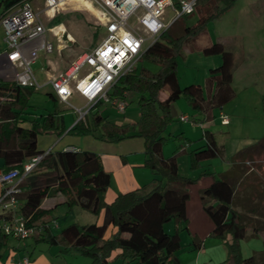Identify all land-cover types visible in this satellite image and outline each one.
<instances>
[{
    "label": "trees",
    "instance_id": "1",
    "mask_svg": "<svg viewBox=\"0 0 264 264\" xmlns=\"http://www.w3.org/2000/svg\"><path fill=\"white\" fill-rule=\"evenodd\" d=\"M19 1L0 0V15ZM213 1L206 12L197 15L192 25L187 26L184 22L190 14L179 15L144 49L139 60L147 58L158 63L156 73L144 69L136 73L135 67L132 73L118 77L112 85L111 96L125 101L126 91L138 95V118L132 133L124 125L108 121L106 116L93 110L101 102L90 106L87 114L65 131L69 135L93 136V132L99 130V135L93 137L109 142L130 137L141 138L144 155L142 165L151 174L148 184L117 193L106 203L103 194L109 185L110 176L103 171L95 152L48 150L21 183L19 211L28 217V224L41 227V231L34 233L31 238L35 241L45 239L48 244L61 243L64 248L77 250L90 258L89 264H110L118 260L120 264H180L175 252L180 247L179 233L186 227V185L192 179L178 173L176 156L182 152L183 146L189 145V140L181 133L177 134L176 138L181 142L178 150L163 157L161 149L165 136L162 132L170 120L168 105L177 95L184 96L190 108L203 116L202 120H209L213 108H220L235 95L229 82L235 67L231 53L219 43L196 44L199 39L203 42L207 22L221 16L235 2ZM182 47L200 49L205 55H220L221 63L209 69L203 87L193 83L179 87L174 57ZM32 91L13 81L0 79L1 170L17 168L22 171L21 162L43 153L45 150L37 147L39 134L59 137L64 133L54 112L42 116L40 123L33 119L28 120L29 125H24L27 121V101ZM161 92L164 97L159 99ZM47 95L56 102L52 93L48 92ZM201 138L202 144L188 152L191 169H198L201 160L214 157L219 152L211 132L203 129ZM261 149L263 152L264 146ZM253 151L258 153L256 149ZM257 161L237 154L226 172L219 178L212 177L208 186L199 191L201 208L212 223L209 237L219 240L224 246V264H258L256 257H242L240 254L239 240L245 236L248 222L235 209L237 186L243 183V173L250 168L249 162ZM248 186L247 191H250ZM83 191H89L92 195L87 210L96 215L102 211L101 220L88 224L70 223L56 235H49L46 228L49 220H40L48 212L39 208L43 198L59 192L65 197V202L72 205ZM84 202L81 201V204ZM170 220L173 223L171 231L165 232L163 226ZM262 222L264 220L260 223L264 225ZM107 228L109 231L105 233ZM250 233L252 236L260 235L259 228L250 226ZM8 238L0 233V248ZM261 254H264V237ZM259 264H264V258Z\"/></svg>",
    "mask_w": 264,
    "mask_h": 264
},
{
    "label": "rangeland",
    "instance_id": "2",
    "mask_svg": "<svg viewBox=\"0 0 264 264\" xmlns=\"http://www.w3.org/2000/svg\"><path fill=\"white\" fill-rule=\"evenodd\" d=\"M28 1L30 6L38 12L40 21L45 27L44 40L50 42L52 45L50 53L38 50L36 57L29 65L38 83H44L49 76L57 74V71L61 68H66L76 55L81 52L90 51L97 45L104 35V27L99 25L97 12L93 13L95 8L90 0H61L62 4H58L52 9L45 6L44 0ZM254 1L235 0L233 6L219 16L216 19L217 22L214 21L216 23L209 22L208 24V31L212 32V34L209 32L211 42L215 41V35L212 31L214 24L225 33L222 43L223 49L231 53L234 66L242 64L243 61L248 64L252 75L249 78V83H234L233 90L235 95L233 98L225 102L220 109L218 107L213 108V117L210 122L202 121L200 127L196 124L191 125L190 123L178 120L180 114L187 115L189 119H192L195 115L199 117L200 113L195 114V111L187 104L184 96L177 95L168 105L170 120L162 132L165 140L162 145L161 154L163 157H166L178 150L181 142L176 138L177 134L181 133L184 138L189 140V145L185 148V151L178 153L176 156L178 173L181 176L192 179L186 185L188 192L187 202L189 204H193L194 202V193L198 194V186L200 185L198 182L203 176V169L206 170L205 177L211 180L212 177L219 178L221 174L226 172L231 164L230 162L237 154L252 158L254 161L258 160L256 163L249 162L250 171L248 174H245L242 182L249 183L250 191H247V198L241 199L240 197H243L241 195L236 197L238 202H240L237 203L236 201L235 207L244 216L246 222H248L247 231H250V226L252 225L259 228L260 236L245 235L239 240L241 256H254L257 258V263L259 264L261 263V259L264 258V254H261L264 225L260 224L264 220V151L262 152L261 149L264 146L262 142V137L264 136V110L262 109V95L258 90L264 84V75H262L264 74V0ZM172 2H175V0H172ZM206 9V5L200 3V0H198L194 11L185 17V24L187 26L192 25L197 15L206 12ZM1 10L2 5H0ZM49 10L52 11L49 12ZM163 14V22L166 24L174 16V12L169 6L164 9ZM129 22L133 23V18ZM247 22H250L252 25V29L250 30L252 32L247 37L251 40L250 44L243 43L245 39L237 31L239 28L246 26ZM201 41L199 39L196 44H203ZM148 43L149 41L145 45ZM242 47L244 49L250 47L252 50L246 53ZM4 49L3 32L0 28V53ZM174 60L179 87L192 83L203 87L204 78L207 76L209 69H214L221 63L219 54L205 55L200 49L189 50L187 47H182L175 55ZM135 67L136 73L141 69L147 70L150 73H156L159 69L158 63L147 58L137 61ZM87 68L86 65L83 66L82 71H86ZM5 80L11 81L10 79ZM48 92L51 93V89L47 85L31 92L27 101V113L25 114L27 121L24 122V125H29L28 120L33 119H36L40 123L42 116L54 112L57 121L60 123V120H62L64 127L67 129L76 120L77 115H74L71 109L65 108L64 104L54 102L47 95ZM163 97L164 93H159V99ZM137 98L138 95L136 93L126 91V105L123 112H117L108 103L99 104L93 110H97L103 116H106L108 121L124 125L128 132L132 133L135 129L134 123L138 118ZM67 101L74 107L84 109V101L75 93ZM218 111L227 117V124L220 125L218 123ZM89 117L90 114L88 113ZM204 128L213 133L219 152L214 157L201 160L200 165L202 168L200 170L191 169L188 152L192 148L202 144L203 139L201 135ZM97 135H99V130L93 132V136ZM93 136L91 135L92 138ZM65 139H70L69 135ZM80 139L83 142V138ZM53 144V138L44 135L39 136L37 141L39 148H45ZM80 148H82V145ZM254 149L258 153L254 152ZM136 157L137 155H135ZM148 182L143 185H147ZM56 197L58 200L61 199V196ZM47 217L49 221L54 220L57 223V227H53V235H56L62 227L70 223L88 224L98 222L96 214H92L76 204L68 205L65 200L56 202L54 207L48 209ZM262 223L264 224V222ZM172 224V220L166 222L163 230L170 232ZM108 231L109 229L107 228L105 233H108ZM179 234H181L179 235L180 247L175 252V255H181L179 258V263L181 264V262H185L189 257V251L183 237V235H186V230L181 229ZM220 245H222L221 242ZM27 253H30V264H89L90 262L89 257L77 250L64 248L61 243L53 245L48 244L45 239L34 241L31 237L26 239L9 237L6 240V244L0 248V264H11L12 258L14 260ZM223 261L216 263L212 259L209 263L224 264ZM115 264H120V261H116ZM124 264L130 263L125 262Z\"/></svg>",
    "mask_w": 264,
    "mask_h": 264
},
{
    "label": "built area",
    "instance_id": "3",
    "mask_svg": "<svg viewBox=\"0 0 264 264\" xmlns=\"http://www.w3.org/2000/svg\"><path fill=\"white\" fill-rule=\"evenodd\" d=\"M60 0H44L48 8ZM97 12L99 25L104 35L90 51L81 52L70 61L60 73L51 75L44 83H38L30 63L38 50L52 51L50 42L44 40L45 27L37 11L28 0H21L2 15L0 28L3 32L5 49L0 53L4 59L3 77L16 85L33 90L49 86L55 99L71 109L77 119L87 114L94 103L101 102L123 112L125 101L109 95L118 77L133 72L144 49L179 15L191 14L196 0H90ZM171 7L174 16L169 23L163 22L166 7ZM133 18V23L129 20ZM149 41L147 45L145 43ZM86 71H82L83 66ZM77 94L84 101V109L72 106L67 100ZM203 117V116H202ZM75 120V121H76ZM178 120L200 126L201 121L179 115ZM221 125L227 124V117L219 113ZM74 121V122H75ZM67 150L75 151L74 147ZM46 153H39L21 162L22 171L17 168L0 169V233L15 239H26L40 232L41 227L28 224V217L19 211L21 183ZM22 257L13 264H26Z\"/></svg>",
    "mask_w": 264,
    "mask_h": 264
},
{
    "label": "crops",
    "instance_id": "4",
    "mask_svg": "<svg viewBox=\"0 0 264 264\" xmlns=\"http://www.w3.org/2000/svg\"><path fill=\"white\" fill-rule=\"evenodd\" d=\"M256 1V0H255ZM254 1V2H255ZM200 3L206 5L207 9L210 8V6L213 5L214 1L213 0H201ZM215 4H217L215 2ZM52 10H49L51 12ZM93 13H96V11L93 10ZM218 18V17H217ZM217 18H214L210 21L207 22L206 24V34L204 36L203 40V45H210L212 43H219L222 45L224 35L225 33L221 31L217 27L216 24L213 25L212 31L215 35V41L211 42L209 32L212 34L211 31H208V24L209 22H214L216 21ZM217 22V21H216ZM214 22V23H216ZM248 23V22H247ZM213 24V23H212ZM245 29H247L245 31ZM252 29V25L249 22L246 26H243V28H239L237 31H239L245 40H243V43L245 44H250L251 40L248 39L247 37L249 36V33L252 32L250 31ZM242 30V31H240ZM238 33V32H237ZM245 36V37H244ZM223 47V45H222ZM246 53L250 52L252 48L250 47H245L247 49H244ZM2 53V52H1ZM208 55H214V54H208ZM216 58V57H215ZM3 64H4V59L0 57V79L5 80L3 77ZM53 66V65H52ZM217 67V66H216ZM54 68V66H53ZM65 68H61L59 71H57V74L62 72ZM251 69L248 66L247 63L243 61L242 64L233 67L231 71V79H230V85L233 89V85L236 82H240L241 84H246L249 83V78L252 76L250 73ZM56 75V74H54ZM264 75V74H262ZM240 85V84H239ZM259 92L262 95V98L264 97V84L258 88ZM56 102H58L56 100ZM60 103V102H59ZM63 104V103H62ZM66 108V107H65ZM220 109V108H219ZM195 111V110H194ZM73 112V111H72ZM211 111V115H212ZM199 114V112L195 111V114ZM221 113L220 111L217 112V116ZM74 115H76L73 112ZM183 115V114H180ZM213 116L209 120H200L202 119V115L198 117L195 115L193 118H195L198 121H207L210 122ZM59 123V122H58ZM74 123V122H73ZM70 124L69 127L72 126ZM202 123V122H201ZM219 123V120H218ZM228 123V122H227ZM220 124V123H219ZM59 125L64 128V133L56 137L54 134H39L37 136V141L39 136L44 135V136H49L53 138L54 144L51 146H47L45 148H39L45 151H52V150H58V149H66L67 147H74L78 150H90L92 152H95L100 159L101 166L103 168V171L109 173L110 180H109V185L107 189L105 190L103 194V201L108 203L112 200V198L120 192H125L129 191L132 189H135L144 183H147L149 179H151V174L147 171L146 168L143 167V143L142 139L139 137H130V138H125L122 140H119L117 142H109V141H104L100 139H95L94 137L92 138L91 135H69L65 134V131L69 128L66 129L64 127V124L62 120H60ZM221 125V124H220ZM200 127V126H199ZM206 129V128H204ZM69 135L70 139H65L66 136ZM213 135V133H212ZM83 138V142L82 139ZM214 138V135H213ZM76 140V141H75ZM215 140V138H214ZM84 143V144H83ZM82 145V148H80ZM188 146V145H187ZM187 146H183L182 152L185 151V148ZM135 155L137 157L135 158ZM162 155V154H161ZM1 164V161H0ZM230 167V166H229ZM228 167V169H229ZM202 166L197 170H200ZM178 169V168H177ZM203 176L201 177L200 181L198 182L200 185L198 186V194L194 193V202L193 204H189L186 200L185 202V214H186V235L184 237L185 239V245L188 247L189 251V257L185 262H181V264H210L209 261H216V263H220L223 261V257L225 256V249L223 245H220V242L215 239L209 237V233L212 228V223L210 219L207 217V215L203 212L201 208V204L199 201V191L204 189L208 184L211 182V180L208 177H205L206 170L203 169ZM250 171V168L246 170L243 174H247ZM139 176H138V174ZM249 183H242L241 185L237 186V189L235 191V197L238 195H241L243 197L240 198H247V188ZM240 193V194H239ZM56 196H61V199H57ZM198 197V198H197ZM92 198V195L89 191H83V194L81 193L79 196H77L75 203L76 205L80 206L83 209L87 210V206L89 205V200ZM61 200H65V197L59 193V192H53L49 196L43 198L41 201L39 208L43 211H46L52 207L55 206L56 202H59ZM81 201L84 202L81 204ZM237 203L238 200L236 199ZM237 210V208L235 207ZM238 211V210H237ZM239 212V211H238ZM98 221L101 220L102 217V211H100L98 214ZM256 218V217H253ZM49 218L47 217V214H43L41 216L40 220H48ZM53 227H57V223L53 220L47 222L46 228L48 229V234L53 235ZM184 234V233H183ZM181 235V234H180ZM245 235H251L250 231H247ZM257 236H260L259 234ZM34 240V239H33ZM35 241V240H34ZM263 241V237H262ZM53 245H56V243H53ZM30 253H27L23 255L22 257L27 258V263L30 264V258H29ZM181 255L176 254V257L178 261L180 260ZM22 257L15 258L13 260L12 258V263L20 260ZM116 262H112L110 264H115ZM124 264V262H122Z\"/></svg>",
    "mask_w": 264,
    "mask_h": 264
},
{
    "label": "bare ground",
    "instance_id": "5",
    "mask_svg": "<svg viewBox=\"0 0 264 264\" xmlns=\"http://www.w3.org/2000/svg\"><path fill=\"white\" fill-rule=\"evenodd\" d=\"M61 4V0H60V2H59V5Z\"/></svg>",
    "mask_w": 264,
    "mask_h": 264
}]
</instances>
